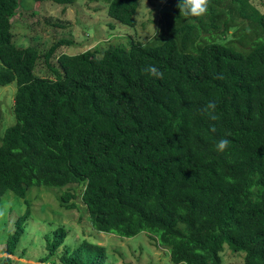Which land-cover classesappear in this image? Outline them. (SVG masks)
Here are the masks:
<instances>
[{
  "label": "trees",
  "instance_id": "16d2710c",
  "mask_svg": "<svg viewBox=\"0 0 264 264\" xmlns=\"http://www.w3.org/2000/svg\"><path fill=\"white\" fill-rule=\"evenodd\" d=\"M98 1L136 29L143 0ZM30 3L0 0V86L16 84V121L0 135V207L10 196L28 204L4 262L28 226V189L67 187V202L75 184L99 232L149 233L176 264H222L225 245L244 264H264V12L252 0H210L206 15L191 17L166 0L152 38L57 55L72 41L47 52L15 43L13 18ZM68 234L61 225L45 235L61 264H117L87 239L59 251Z\"/></svg>",
  "mask_w": 264,
  "mask_h": 264
},
{
  "label": "rangeland",
  "instance_id": "374dc122",
  "mask_svg": "<svg viewBox=\"0 0 264 264\" xmlns=\"http://www.w3.org/2000/svg\"><path fill=\"white\" fill-rule=\"evenodd\" d=\"M165 1L157 0L155 3L143 0L134 30L112 19L103 1L75 0L73 4L59 5L51 1L32 0L29 8H21L13 18L14 41L18 46H36L41 52H47L61 38L72 41L71 44L61 46L57 55L78 54L88 49H100L104 52L110 44L128 46L132 38L147 40L154 36L160 27L158 22ZM252 1L264 12V0ZM57 22L62 26H55ZM48 70L46 62L41 59L36 66V72L45 75ZM15 91V83L0 86V100L6 97V103L1 105L0 135L16 121L12 112ZM69 188L75 197L67 202L60 199L67 187L28 189L31 216L15 255H10L12 264H61L57 257L49 255L45 236L61 225L68 229L69 234L59 251L65 245L79 244L87 239L106 246L117 264H176L171 260L169 250L158 244L149 233L121 237L97 231L91 225L86 205L82 201L83 187L73 184ZM4 202L0 207V264H6V244L10 230L14 229V221L25 213L28 205L27 201L18 197L14 199L12 196ZM71 203H75L73 208L65 207V204ZM222 256V264H244L245 253H236L228 245H225Z\"/></svg>",
  "mask_w": 264,
  "mask_h": 264
},
{
  "label": "clouds",
  "instance_id": "9594fccd",
  "mask_svg": "<svg viewBox=\"0 0 264 264\" xmlns=\"http://www.w3.org/2000/svg\"><path fill=\"white\" fill-rule=\"evenodd\" d=\"M177 6L179 8L180 15L202 17L206 15L209 10L210 0H179ZM144 71L153 77L163 79L164 73L154 65L146 67ZM215 107L216 105L213 102H209V104L204 109V111L209 112L213 120L217 118L215 115H212V113L215 111ZM228 147L229 140L225 138L220 139L216 144V150L221 153L224 152Z\"/></svg>",
  "mask_w": 264,
  "mask_h": 264
},
{
  "label": "water",
  "instance_id": "95a60500",
  "mask_svg": "<svg viewBox=\"0 0 264 264\" xmlns=\"http://www.w3.org/2000/svg\"><path fill=\"white\" fill-rule=\"evenodd\" d=\"M6 103V97L3 100H0V113H1V105Z\"/></svg>",
  "mask_w": 264,
  "mask_h": 264
}]
</instances>
